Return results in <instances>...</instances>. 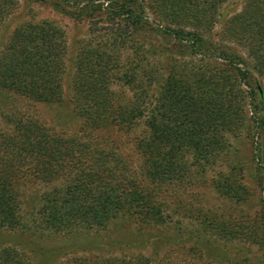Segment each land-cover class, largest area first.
<instances>
[{
    "label": "trees",
    "instance_id": "obj_1",
    "mask_svg": "<svg viewBox=\"0 0 264 264\" xmlns=\"http://www.w3.org/2000/svg\"><path fill=\"white\" fill-rule=\"evenodd\" d=\"M102 1L86 0L80 11L100 21L103 10L112 20L123 21L127 15L125 27L133 30L145 23L140 0H106L109 5ZM203 1L178 0L172 5L194 25L212 23L226 0H211L212 5L210 0ZM245 1L241 13L225 22L226 28L236 33L238 44L260 73L264 69V0ZM6 4L0 0V24ZM164 32L184 44L188 55L201 56L204 65L187 70L182 77L171 70L151 97L138 90L125 105L112 88L117 79L113 53L88 52L86 57H75L78 62L73 64L74 73L64 93L61 39L54 38L48 27L28 26L12 33L0 49V90L46 106H68L76 122L71 133L60 134L22 114L7 116L0 108V117L8 125L0 131V152L17 154L13 164L0 159V232L25 227L19 215L20 185L63 178L58 187L38 197L33 208L34 231L62 237L126 227L139 237L166 223L164 196L171 185L204 172L206 164L218 159L227 147L224 136L236 128L235 113L241 112L244 103L250 109L252 128L264 141V91L249 83L247 56L231 47L221 49L196 30L165 28ZM209 63L214 66L209 68ZM222 75L233 79L226 89ZM132 81L128 83L135 89ZM238 85L247 89L228 96L229 89ZM140 122L142 132L134 138L139 162L133 166L119 151L116 137L129 136ZM255 158L264 169V157L258 152ZM241 186L224 177L217 189L237 202L241 201ZM148 243L127 239L96 244L91 246L96 255L89 258L92 263L79 258L73 264H157L150 255L124 254L125 249ZM67 254L62 248L43 251L38 264H54L57 259L58 264H65ZM0 264L27 262L5 248L0 250Z\"/></svg>",
    "mask_w": 264,
    "mask_h": 264
},
{
    "label": "rangeland",
    "instance_id": "obj_2",
    "mask_svg": "<svg viewBox=\"0 0 264 264\" xmlns=\"http://www.w3.org/2000/svg\"><path fill=\"white\" fill-rule=\"evenodd\" d=\"M6 1L1 15L0 49L17 29L48 27L54 38L61 39L58 44L62 48L64 62V93H67L70 77L74 73L73 64L78 62L75 57H86L88 52L114 54L117 79L112 88L124 105L134 98V92L138 90L146 91L151 97L171 70L182 77L187 70L204 65L201 56L188 55L184 44L165 34V28L199 31L221 49L231 47L250 57L238 44L236 33L228 30L225 23L241 13L245 0H226L217 9L212 23L197 25L190 23L182 11L173 8L178 0H140L145 23L134 30L125 27L127 15L123 21L108 18L106 10L101 14V21L96 15H85L80 9H83L86 0H76L74 4H66L63 0ZM102 3L109 5L106 0ZM209 4L212 5L211 0ZM91 18L98 21H91ZM110 33L116 34L117 38L112 39ZM248 59L249 83L255 90L257 87L264 91V69L259 73L256 62ZM210 64L214 66L209 63V68H212ZM131 80L135 89H131L128 83ZM220 81L226 89L233 79L223 77ZM245 89L244 85L231 87L228 96H233L236 90ZM0 94V108L7 116L22 114L60 134L71 133L75 127L76 121L68 106H46L1 90ZM65 98H68L67 95ZM250 115L249 106L244 103L241 112L235 113L236 128L224 136L227 147L220 151L218 159L206 164L204 172L192 173L184 183H174L167 189L164 226L145 230L139 237L132 236L126 227L77 236L40 235V232L34 231L33 208L38 197L58 187L63 178L51 183L25 182L19 186L22 195L20 222L25 227L1 231L0 250L9 248L27 264H38L41 252L62 248L68 253L67 260L63 262L73 264L78 261L76 259L89 260L96 256L91 249L96 244L127 239L138 244L149 240L145 247L125 249L124 254L150 255L157 264H264V169L257 166L255 158L258 152L264 157V141L252 128ZM7 127L4 118L0 117V131H6ZM142 128L140 122L129 136L123 133L116 137L119 151L128 157L133 166L139 162L134 138L141 134ZM16 155L12 151L7 154L0 152V159L3 163L13 164ZM185 157L191 161L189 155ZM224 177L242 185V190L239 189L241 201L228 200L218 191L217 187L220 188ZM160 237L162 240H158ZM195 244L196 247H193ZM89 261L92 263V259ZM58 262L57 259L54 264Z\"/></svg>",
    "mask_w": 264,
    "mask_h": 264
},
{
    "label": "water",
    "instance_id": "obj_3",
    "mask_svg": "<svg viewBox=\"0 0 264 264\" xmlns=\"http://www.w3.org/2000/svg\"><path fill=\"white\" fill-rule=\"evenodd\" d=\"M260 90V89H259Z\"/></svg>",
    "mask_w": 264,
    "mask_h": 264
}]
</instances>
